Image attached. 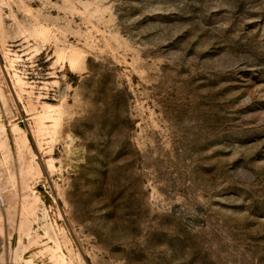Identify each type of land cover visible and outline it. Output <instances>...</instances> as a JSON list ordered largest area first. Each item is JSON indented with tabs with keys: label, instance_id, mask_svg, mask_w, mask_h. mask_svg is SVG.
I'll use <instances>...</instances> for the list:
<instances>
[{
	"label": "rangeland",
	"instance_id": "obj_1",
	"mask_svg": "<svg viewBox=\"0 0 264 264\" xmlns=\"http://www.w3.org/2000/svg\"><path fill=\"white\" fill-rule=\"evenodd\" d=\"M0 264H264V0H0Z\"/></svg>",
	"mask_w": 264,
	"mask_h": 264
}]
</instances>
